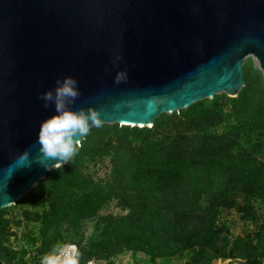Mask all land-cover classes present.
Masks as SVG:
<instances>
[{"label": "rangeland", "instance_id": "rangeland-1", "mask_svg": "<svg viewBox=\"0 0 264 264\" xmlns=\"http://www.w3.org/2000/svg\"><path fill=\"white\" fill-rule=\"evenodd\" d=\"M242 77L234 95L215 93L149 125L92 127L69 163L0 208V261L44 264L72 245L79 264H264V129L248 130L261 124L264 79L253 55ZM172 159L187 165L162 195L148 168ZM158 203L169 241L149 250L136 239Z\"/></svg>", "mask_w": 264, "mask_h": 264}, {"label": "water", "instance_id": "water-1", "mask_svg": "<svg viewBox=\"0 0 264 264\" xmlns=\"http://www.w3.org/2000/svg\"><path fill=\"white\" fill-rule=\"evenodd\" d=\"M253 55L264 79V0H0V208L50 170L37 161L41 94L72 76L102 123L149 125L243 83ZM126 79L115 82L117 73ZM30 149V166L5 170ZM54 163V162H53Z\"/></svg>", "mask_w": 264, "mask_h": 264}, {"label": "clouds", "instance_id": "clouds-1", "mask_svg": "<svg viewBox=\"0 0 264 264\" xmlns=\"http://www.w3.org/2000/svg\"><path fill=\"white\" fill-rule=\"evenodd\" d=\"M124 79L126 74L119 72L115 82L120 83ZM79 96L78 81L72 76L57 80L54 90L41 94L45 107L54 105V114L41 122L37 138L40 147L36 158L45 168L59 169L62 164L69 163L78 154L81 139L89 134L92 127H101L98 110L92 107L72 110L69 107ZM31 154L30 149L19 153L5 170L6 176L9 178L19 167L30 166ZM44 264H78L77 254L54 248L44 258Z\"/></svg>", "mask_w": 264, "mask_h": 264}, {"label": "trees", "instance_id": "trees-1", "mask_svg": "<svg viewBox=\"0 0 264 264\" xmlns=\"http://www.w3.org/2000/svg\"><path fill=\"white\" fill-rule=\"evenodd\" d=\"M192 104H190V105H192ZM189 106H187V107H189ZM172 112H174V111H172ZM161 114H165V113H161ZM161 114H159L158 116H160ZM260 116L262 117L261 124L249 126V129H248L249 132L256 130V128H258V127L260 129L261 128L264 129V111L260 114ZM258 135H259V133H258ZM248 155L249 154H247V156ZM66 164L67 163H65L64 165H66ZM186 165H187V163H183L182 161L177 160V159H172L171 161H168L165 163L164 162L163 163L157 162L156 165H153L150 168H148V169H151L153 172L155 171L158 173V178H156L154 181H155L156 188L158 189L159 193H163L162 195H164L165 190L171 189L170 186L172 184L173 174L176 173L178 169H181L182 167H184ZM256 167H258V166H256ZM49 171L50 170H48L45 173V175ZM260 180L264 181V178L261 177ZM139 183H141V182H139ZM143 183H145V179H143ZM162 199H163V197L158 198L159 201H161ZM150 213H152L151 218H152L153 224H151V222L150 223H148L146 221L143 222V225H144L143 227L148 228L149 232H144L143 236H140L139 238L136 239V241H139L141 245L145 246V248H148L149 250L154 249V248H161L162 246H165L167 244V242L169 241L168 236L170 235L169 233H167V234L165 233L166 232V226H163L160 224L167 217L166 213L163 211L162 203H158V207H157L156 211H154V212L148 211V214H150ZM156 242H158L160 244L158 245V244H156ZM245 256L246 257H248V256L255 257V254H251V255L245 254ZM257 256H264V253L258 254ZM0 264H4V263L2 261H0Z\"/></svg>", "mask_w": 264, "mask_h": 264}, {"label": "bare ground", "instance_id": "bare-ground-1", "mask_svg": "<svg viewBox=\"0 0 264 264\" xmlns=\"http://www.w3.org/2000/svg\"><path fill=\"white\" fill-rule=\"evenodd\" d=\"M63 252H72L74 251V247L72 245H66L63 249ZM79 264V263H78ZM86 264H92L91 261H88Z\"/></svg>", "mask_w": 264, "mask_h": 264}]
</instances>
